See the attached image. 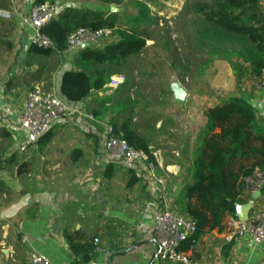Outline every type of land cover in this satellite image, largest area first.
<instances>
[{
	"label": "crops",
	"instance_id": "obj_1",
	"mask_svg": "<svg viewBox=\"0 0 264 264\" xmlns=\"http://www.w3.org/2000/svg\"><path fill=\"white\" fill-rule=\"evenodd\" d=\"M56 1L64 9L106 14L112 12L113 6L99 0ZM138 1L143 15L136 16L140 22L131 15L132 24L144 28L148 22L162 24L163 18L171 22L190 0ZM33 4L34 0H0V264H29L33 252L47 256L55 264H73L78 258L70 248L68 236L77 245L89 242L96 247L95 238L99 240L103 251L94 249L86 264H180L157 257L155 217L163 206L185 215L177 208L176 199L192 180L209 108L231 96H241L254 106L257 126L264 131V82L252 74L248 62L216 57L210 63L206 88L194 90L181 85L185 98L180 103L175 99L174 79L158 91L157 80L124 74L125 84L93 91L71 107V122L54 125L22 151L20 145L26 132L17 118L28 92L43 82L46 72V55L41 58L34 49L32 28L27 22ZM261 7L264 10V0ZM1 11L10 12L11 17ZM129 14L122 15L129 19ZM99 44L90 46L105 45ZM155 44L149 36L144 49ZM73 56L59 55L62 65L57 67L54 84L58 90L61 74L74 67ZM147 82L154 84L166 109L154 110L146 95L142 97L146 99L144 103L135 99L141 93L139 86ZM111 96L113 99L105 105L110 107L119 100V122L132 117L137 135L150 142L156 163L154 175L144 163L127 166L112 160L106 152L105 124L111 122L115 112L109 110L93 121L78 115V110L92 114L91 110ZM124 101L127 104L123 110ZM139 117L146 128L136 122ZM152 119L150 132L147 124ZM158 178L164 179V185L159 184ZM243 199L237 206V217L264 210V192L246 194ZM225 233L206 231L186 255L196 264H264V242L257 246L249 237L227 242ZM23 236L27 237L26 242L22 241Z\"/></svg>",
	"mask_w": 264,
	"mask_h": 264
},
{
	"label": "trees",
	"instance_id": "obj_2",
	"mask_svg": "<svg viewBox=\"0 0 264 264\" xmlns=\"http://www.w3.org/2000/svg\"><path fill=\"white\" fill-rule=\"evenodd\" d=\"M50 0H34L43 3ZM102 3L116 4L118 0H99ZM262 0H197L195 12L202 13L204 27L196 28L204 44L207 39L225 43L235 40L238 47L233 55L248 62L252 74L262 78L264 70V10ZM142 7V6H141ZM107 12L65 8L58 18L44 29L54 42L51 49L35 47L43 55L57 54L67 46L70 33L79 27L93 30L110 28L115 40L103 47H84L74 55L73 69L61 74L60 97L71 107L80 103L93 91L106 88L111 76L120 74L121 66L129 57L139 54L145 47L149 35L135 26L122 29L118 26V12ZM134 21L137 20L136 16ZM220 42V43H221ZM220 53V52H219ZM221 57L232 59L225 52ZM113 97L103 101L92 114L102 117L109 110L115 112L111 119L117 132L136 149L147 152L154 160L150 142L137 135V126L132 117L122 122L116 118L119 101ZM127 103L123 102L124 105ZM207 124L201 134V146L194 159L192 180L186 184L176 199V205L186 216L196 222V232L186 238L179 250L186 252L198 238L208 230L227 232L228 219L236 216L237 206L242 204L243 179L256 167H264V131L257 126L256 110L241 96H231L222 104L206 111ZM43 137V136H42ZM41 137V138H42ZM68 243L78 260L73 264H86L93 256L94 245H77L70 236Z\"/></svg>",
	"mask_w": 264,
	"mask_h": 264
},
{
	"label": "built area",
	"instance_id": "obj_3",
	"mask_svg": "<svg viewBox=\"0 0 264 264\" xmlns=\"http://www.w3.org/2000/svg\"><path fill=\"white\" fill-rule=\"evenodd\" d=\"M64 11L60 1H46L43 3L33 4L29 16L28 24L32 28V44L40 49H51L55 47V42L44 33L53 20L59 17ZM10 18L11 13L2 12ZM113 30L102 28L93 30L87 27H79L68 35L67 46L64 50L59 51L60 56L75 55L83 48V44H97L112 37ZM262 82H264V70L262 73ZM126 83L124 74L111 76L108 88H118ZM74 109L58 95L56 89L46 88L39 83L34 85L27 94L26 102L20 111L17 123L26 132V138L20 145V150H26L31 144L44 136L49 130L58 123L67 122L74 112ZM78 115L85 116L87 119L95 120V116L86 111L78 110ZM70 115V116H69ZM105 150L114 161L125 163L127 166H135L139 163L147 165L151 173L156 170L155 161L150 159L147 152L136 149L117 132L111 122L105 124ZM154 175V174H153ZM158 182L164 185V179L158 178ZM244 191L241 195L243 198L246 194L264 192V167H256L248 176L243 179ZM227 232L224 239L227 242H235L243 237H249L251 241L259 246L264 242V210H254L241 218L230 216L228 219ZM155 238L158 245L157 257L163 261L180 264H196L179 250L181 243L196 232V222L182 215L167 206L159 209L154 223ZM22 241L26 242L27 237L23 236ZM99 240L95 238L97 251H103L98 245ZM29 264H55L47 256L33 252Z\"/></svg>",
	"mask_w": 264,
	"mask_h": 264
},
{
	"label": "rangeland",
	"instance_id": "obj_4",
	"mask_svg": "<svg viewBox=\"0 0 264 264\" xmlns=\"http://www.w3.org/2000/svg\"><path fill=\"white\" fill-rule=\"evenodd\" d=\"M196 1L197 0L186 1L181 10L170 19L171 22H169L168 19L166 20L163 18L162 24L159 22L152 24L148 22L146 23L147 26L144 28L137 27L140 31H145L149 36H151L156 44L149 50L143 49L139 54L129 57L127 63L121 66L120 74H125L127 76H141V78L145 80H157L155 81V85H157L156 89L158 91L160 88L168 86L169 83L172 82V79H174V81L180 86L185 85L186 88L188 87L190 89L199 90L201 89L200 87L203 89L206 88V84L209 79V72L211 70V60L216 57H221L220 54L222 55L223 52H225L227 56H231L232 59L238 58L232 53V49H235L239 45V43L235 40L227 41L225 43L220 41V43L216 40L212 41L207 39L206 44L202 43L203 40L200 36L201 34H197L196 28L198 26L203 28L205 23L203 22L204 18L202 13L195 12L196 9L194 3ZM112 5L118 10V14L120 16L118 26L122 29L135 26L132 24L133 20L131 19V15H143L140 1L138 0H118L117 5ZM122 14H129V19H125V16ZM144 16L147 18L148 14L145 13ZM155 16L156 18L158 16L156 12L154 13V17ZM125 20L130 21L126 23ZM113 40H115V37L112 33L111 38L99 43L107 44ZM40 55L42 58L43 55ZM59 64V55H46V72L43 76V82L37 83L44 84L48 89H56L58 95L59 90L54 84L55 78L57 77L56 70ZM139 88L141 93L139 94L138 99L137 97L135 98L137 101L144 103L146 99H143L142 97L146 95L149 98L154 110L158 111L159 109H166V105L162 104L161 95L159 96L160 99L158 98L159 92L156 91L154 84L147 82L142 84V86H139ZM132 93L134 95L135 91ZM97 96L100 97L99 94ZM115 101L117 102L119 100ZM116 106L118 109L120 108L117 104ZM69 107L71 106L69 105ZM170 111H172V109ZM73 116L74 115L68 117L69 120L67 122H71L70 118ZM114 117L115 116H112L111 118ZM116 118L118 117L116 116ZM141 119L142 117L137 118L136 122L146 128L145 124L139 122ZM153 120L154 119H152V121H148L147 124L150 132H152ZM5 139L10 141L8 138Z\"/></svg>",
	"mask_w": 264,
	"mask_h": 264
},
{
	"label": "water",
	"instance_id": "obj_5",
	"mask_svg": "<svg viewBox=\"0 0 264 264\" xmlns=\"http://www.w3.org/2000/svg\"><path fill=\"white\" fill-rule=\"evenodd\" d=\"M117 8L115 6H111V11L112 12H116ZM90 43H85L83 44V48L84 47H89ZM174 92H175V99L176 101L182 103L184 102V98H185V91L183 90V88L176 84L175 86H173ZM259 193V192H258ZM243 219L246 218V216L242 217Z\"/></svg>",
	"mask_w": 264,
	"mask_h": 264
}]
</instances>
